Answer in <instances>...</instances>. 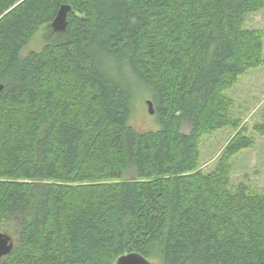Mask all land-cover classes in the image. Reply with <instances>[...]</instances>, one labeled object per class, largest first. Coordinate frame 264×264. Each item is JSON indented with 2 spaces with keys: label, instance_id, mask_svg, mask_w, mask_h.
<instances>
[{
  "label": "trees",
  "instance_id": "16d2710c",
  "mask_svg": "<svg viewBox=\"0 0 264 264\" xmlns=\"http://www.w3.org/2000/svg\"><path fill=\"white\" fill-rule=\"evenodd\" d=\"M63 4L64 40L22 54ZM262 8L0 0V229L14 238L0 264H114L128 252L264 264V189L231 184L232 157L255 146L264 122L250 131L226 96L264 62L263 33L244 27ZM127 74L151 89L157 131L128 124ZM228 125L236 132L204 169L200 139Z\"/></svg>",
  "mask_w": 264,
  "mask_h": 264
},
{
  "label": "rangeland",
  "instance_id": "374dc122",
  "mask_svg": "<svg viewBox=\"0 0 264 264\" xmlns=\"http://www.w3.org/2000/svg\"><path fill=\"white\" fill-rule=\"evenodd\" d=\"M245 28L258 29L264 35V8L257 12L249 13L245 19ZM62 35L51 32L46 26L41 28L37 34L22 47V54L30 50H37L41 46L63 41ZM263 64L250 69L247 74L242 75L238 82L226 92L231 98V115L240 118L250 131L252 125L264 122V62ZM126 78L130 85L131 103L128 124L137 131H157L161 128L158 112L153 102L151 89L140 79L131 74ZM147 101L152 102L153 112L150 113ZM190 124L185 121L181 126L183 132L189 130ZM236 132L230 125L215 130L200 139V165L206 170L212 169L216 159L229 138ZM252 133V132H251ZM256 138V144L250 150H242L232 157L231 167L233 175L231 184L246 182L251 188L260 191L264 189V136L252 133ZM153 264H160L155 258H148Z\"/></svg>",
  "mask_w": 264,
  "mask_h": 264
},
{
  "label": "water",
  "instance_id": "95a60500",
  "mask_svg": "<svg viewBox=\"0 0 264 264\" xmlns=\"http://www.w3.org/2000/svg\"><path fill=\"white\" fill-rule=\"evenodd\" d=\"M57 12L53 20L48 24V28L51 29L52 33L64 35L66 28V17L70 11V5L63 4L57 8ZM2 86L0 84V90ZM149 112L152 113V102L147 101ZM14 248V238L11 234L0 229V259L8 256ZM114 264H153L144 255L138 252H128L123 255H119L115 260Z\"/></svg>",
  "mask_w": 264,
  "mask_h": 264
}]
</instances>
